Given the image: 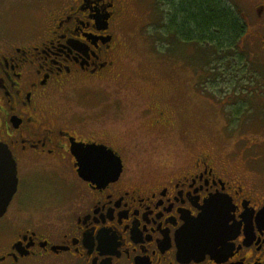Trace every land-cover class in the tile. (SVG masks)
<instances>
[{"label": "flooded vegetation", "instance_id": "obj_1", "mask_svg": "<svg viewBox=\"0 0 264 264\" xmlns=\"http://www.w3.org/2000/svg\"><path fill=\"white\" fill-rule=\"evenodd\" d=\"M35 2L53 3L35 28L0 27V143L18 178L0 217V264H264V190L255 179L213 149L129 166L91 126L105 102L88 92L115 73L126 0ZM235 10L264 52V0ZM165 114L152 124L169 125ZM72 143L111 149L122 173L105 184L84 180Z\"/></svg>", "mask_w": 264, "mask_h": 264}, {"label": "rangeland", "instance_id": "obj_2", "mask_svg": "<svg viewBox=\"0 0 264 264\" xmlns=\"http://www.w3.org/2000/svg\"><path fill=\"white\" fill-rule=\"evenodd\" d=\"M227 2L243 11L244 0ZM52 5L0 0V27L35 28ZM165 10L163 0H126L115 73L101 90L88 92L105 102L91 126L129 166L146 168L213 149L264 190V52L246 35L243 61L220 65L209 80L199 52L158 41ZM160 110L170 122L161 128L152 124ZM21 203L19 192L17 207Z\"/></svg>", "mask_w": 264, "mask_h": 264}, {"label": "trees", "instance_id": "obj_3", "mask_svg": "<svg viewBox=\"0 0 264 264\" xmlns=\"http://www.w3.org/2000/svg\"><path fill=\"white\" fill-rule=\"evenodd\" d=\"M163 5L166 10L158 41L199 52L209 80L220 65L243 61L246 24L227 0H163Z\"/></svg>", "mask_w": 264, "mask_h": 264}, {"label": "water", "instance_id": "obj_4", "mask_svg": "<svg viewBox=\"0 0 264 264\" xmlns=\"http://www.w3.org/2000/svg\"><path fill=\"white\" fill-rule=\"evenodd\" d=\"M78 160V173L86 181L105 184L122 173V160L105 146L72 143ZM18 187L17 166L7 146L0 143V217H2Z\"/></svg>", "mask_w": 264, "mask_h": 264}]
</instances>
